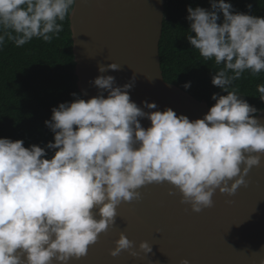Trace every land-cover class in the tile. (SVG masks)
<instances>
[{"label":"clouds","instance_id":"1","mask_svg":"<svg viewBox=\"0 0 264 264\" xmlns=\"http://www.w3.org/2000/svg\"><path fill=\"white\" fill-rule=\"evenodd\" d=\"M76 3L0 0V47L6 39L17 47L33 38L51 42ZM209 3L210 10L187 7L186 39L218 69L211 83L221 91L203 118L156 110L148 101L142 108L129 94L135 76L117 86L114 76L100 75L90 82L98 95L85 100L73 93L72 102L52 108L45 125L54 142L25 147L23 140L0 138V264H70L86 257L115 224L118 207L140 200V189L151 184L167 182L195 213L213 206L217 190L231 197L247 186L251 169L264 161V123L233 85L246 71L264 72V18L238 12L226 0ZM119 70L116 63L99 67L101 74ZM256 91L264 102V83ZM139 247L152 252L148 242ZM133 248L121 233L110 255L135 257Z\"/></svg>","mask_w":264,"mask_h":264},{"label":"water","instance_id":"2","mask_svg":"<svg viewBox=\"0 0 264 264\" xmlns=\"http://www.w3.org/2000/svg\"><path fill=\"white\" fill-rule=\"evenodd\" d=\"M167 0H77L70 15L78 90L87 100L99 94L90 82L100 75L123 86L136 77L133 102L156 103L191 120L203 118L210 106L165 81L160 57ZM116 63L119 71L99 72ZM107 93H105V97ZM149 111L148 109H144ZM264 123V110L256 116ZM143 127L150 121L141 119ZM247 186L234 196L217 190L213 206L200 213L181 203L167 182L140 189L141 199L122 203L116 222L89 248L86 257L70 264H261L264 261V161L245 178ZM170 192L176 194L170 195ZM97 218H99L97 216ZM121 233L133 242L130 255H110ZM148 242L146 255L140 244Z\"/></svg>","mask_w":264,"mask_h":264},{"label":"trees","instance_id":"3","mask_svg":"<svg viewBox=\"0 0 264 264\" xmlns=\"http://www.w3.org/2000/svg\"><path fill=\"white\" fill-rule=\"evenodd\" d=\"M226 2L238 12L264 18V0ZM188 6L210 10L209 0H167L160 42L162 71L166 82L211 107L215 103L212 95L221 91L211 83L212 74L218 69L214 61H205L192 49L186 39L190 28ZM70 15L62 22L63 31L51 42L33 38L17 47L6 39L0 47V138L23 140L25 147L33 144L46 147L54 142V134L45 125L51 119L52 108L72 102L73 93L83 98L78 90ZM222 20L221 14L219 22ZM189 82L191 87L185 90L183 85ZM260 83H264V72L252 76L246 71L233 85L258 113L264 110V102L259 100L256 91ZM46 151L50 158L52 151Z\"/></svg>","mask_w":264,"mask_h":264}]
</instances>
